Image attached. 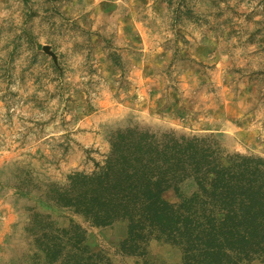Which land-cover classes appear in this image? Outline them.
Listing matches in <instances>:
<instances>
[{
	"label": "rangeland",
	"instance_id": "obj_1",
	"mask_svg": "<svg viewBox=\"0 0 264 264\" xmlns=\"http://www.w3.org/2000/svg\"><path fill=\"white\" fill-rule=\"evenodd\" d=\"M133 125L264 157V0H0V177L63 184ZM31 205L0 188L1 262L24 247ZM48 212L85 230L93 264L181 263L162 239L121 252L123 221Z\"/></svg>",
	"mask_w": 264,
	"mask_h": 264
},
{
	"label": "trees",
	"instance_id": "obj_2",
	"mask_svg": "<svg viewBox=\"0 0 264 264\" xmlns=\"http://www.w3.org/2000/svg\"><path fill=\"white\" fill-rule=\"evenodd\" d=\"M109 143L98 170L72 172L63 184L35 183L22 171L0 177V188L33 200L24 247L0 264H93L85 230L56 226L53 209L95 226L125 222L123 253L141 254L156 238L181 249L179 264H264V157L229 153L210 135L137 125L116 130Z\"/></svg>",
	"mask_w": 264,
	"mask_h": 264
}]
</instances>
